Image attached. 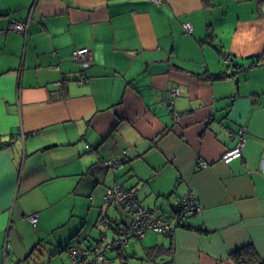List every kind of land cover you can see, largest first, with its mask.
I'll return each mask as SVG.
<instances>
[{
  "label": "crops",
  "instance_id": "1",
  "mask_svg": "<svg viewBox=\"0 0 264 264\" xmlns=\"http://www.w3.org/2000/svg\"><path fill=\"white\" fill-rule=\"evenodd\" d=\"M259 55L264 0H0V264L73 263L66 247L95 244L99 217L131 222L103 200L116 183L153 217L192 190L199 207L97 264H237L248 243L264 258Z\"/></svg>",
  "mask_w": 264,
  "mask_h": 264
},
{
  "label": "built area",
  "instance_id": "2",
  "mask_svg": "<svg viewBox=\"0 0 264 264\" xmlns=\"http://www.w3.org/2000/svg\"><path fill=\"white\" fill-rule=\"evenodd\" d=\"M154 1L161 3L163 0ZM184 28L187 32H191L193 25L190 22H186L184 23ZM8 29L21 32L27 31L29 29V20L12 19L8 25ZM87 56V51L80 49L73 51L74 59L82 63L83 66H88L89 64ZM223 58L229 64L232 63V58L229 54L225 53ZM176 93L177 91L172 92V94ZM236 133L238 135L236 145L227 149L222 155V159L225 162H230L235 158L241 157L243 154V147L247 140V130L245 127H240ZM232 135L234 134L232 133ZM104 163L117 169L122 166L123 160L121 158H110L106 159ZM207 164L206 160L199 162L200 166H206ZM102 197L108 205L122 208L132 217V220L129 223L119 224L108 217H99V224L103 230L95 244L83 246L74 242L66 247L68 256L74 264H97L103 262L106 260L107 254L111 249L124 247L133 238H142L151 230L173 233L175 228L184 223L186 217L195 212L199 207L198 197L193 190L176 203L172 212L160 217H153L152 210L141 205L134 190L122 183H116L114 186L107 188ZM29 219L34 225H37V214L29 215ZM110 229L112 231L114 229V234L110 233Z\"/></svg>",
  "mask_w": 264,
  "mask_h": 264
},
{
  "label": "trees",
  "instance_id": "3",
  "mask_svg": "<svg viewBox=\"0 0 264 264\" xmlns=\"http://www.w3.org/2000/svg\"><path fill=\"white\" fill-rule=\"evenodd\" d=\"M257 57L264 59V55H259ZM213 78H222V75L215 74ZM232 255L237 264H264V258L258 253L253 243H248L236 249L233 251Z\"/></svg>",
  "mask_w": 264,
  "mask_h": 264
},
{
  "label": "rangeland",
  "instance_id": "4",
  "mask_svg": "<svg viewBox=\"0 0 264 264\" xmlns=\"http://www.w3.org/2000/svg\"><path fill=\"white\" fill-rule=\"evenodd\" d=\"M103 230V228H100L99 227H95V230H94V235L97 237V238H100V235H101V231ZM111 232H112V229H110ZM67 254V257H68V253L67 251L65 252ZM69 258V257H68ZM70 262V261H69ZM71 264H73L72 262H70Z\"/></svg>",
  "mask_w": 264,
  "mask_h": 264
},
{
  "label": "water",
  "instance_id": "5",
  "mask_svg": "<svg viewBox=\"0 0 264 264\" xmlns=\"http://www.w3.org/2000/svg\"><path fill=\"white\" fill-rule=\"evenodd\" d=\"M247 67H250V65L243 67V70H244L245 68H247ZM37 257L39 258V256H37ZM38 258H37V260H38Z\"/></svg>",
  "mask_w": 264,
  "mask_h": 264
},
{
  "label": "bare ground",
  "instance_id": "6",
  "mask_svg": "<svg viewBox=\"0 0 264 264\" xmlns=\"http://www.w3.org/2000/svg\"><path fill=\"white\" fill-rule=\"evenodd\" d=\"M232 58V57H231ZM232 63H233V59H232ZM232 63H230V64H232ZM229 64V63H228ZM106 160V159H105Z\"/></svg>",
  "mask_w": 264,
  "mask_h": 264
}]
</instances>
